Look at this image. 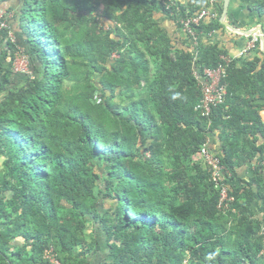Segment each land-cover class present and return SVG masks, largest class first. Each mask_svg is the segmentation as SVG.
Here are the masks:
<instances>
[{"label":"trees","instance_id":"16d2710c","mask_svg":"<svg viewBox=\"0 0 264 264\" xmlns=\"http://www.w3.org/2000/svg\"><path fill=\"white\" fill-rule=\"evenodd\" d=\"M167 1L21 0V39L0 33V264H90L91 251L108 264H264V52L235 57L216 38L176 48L162 17L211 5ZM223 27L217 15L194 29ZM220 63L225 101L204 117L194 71ZM206 142L225 209L194 161Z\"/></svg>","mask_w":264,"mask_h":264},{"label":"built area","instance_id":"2783aa9c","mask_svg":"<svg viewBox=\"0 0 264 264\" xmlns=\"http://www.w3.org/2000/svg\"><path fill=\"white\" fill-rule=\"evenodd\" d=\"M208 1L211 7L201 8L199 11H195L187 16L178 17L176 21L177 25L190 37L194 44L199 42L198 39L200 36H211L213 34V32L201 34L194 29V26H198L202 20L213 19L218 15L214 9L218 0ZM167 3L169 7L174 6L177 3H182V0H168ZM9 23L8 14L0 7V33L6 28L8 29L9 34L12 35ZM259 38L260 35L258 32H254L250 36V41L247 45L240 49L235 57H243L248 51L255 48L257 42L259 43ZM222 59L226 65L232 60L229 56L223 57ZM194 76L198 81L202 94L196 110H199L202 116L207 117L214 109L218 108L225 101L226 89L221 86V81L226 77V68L220 63L216 68H204L202 72L196 70L194 71ZM194 161L203 164V166L209 170L211 173V180L215 184V187L220 190L219 207L223 209L227 208L228 201H231L233 198L228 196L227 185L224 184L223 172L225 167L220 158L210 150L208 142H206L201 147L200 152L195 155ZM51 261L55 262L54 260Z\"/></svg>","mask_w":264,"mask_h":264},{"label":"crops","instance_id":"0c3cea01","mask_svg":"<svg viewBox=\"0 0 264 264\" xmlns=\"http://www.w3.org/2000/svg\"><path fill=\"white\" fill-rule=\"evenodd\" d=\"M190 1L191 0H182V5H187ZM22 4L23 2H21V0H8V2L0 5L8 14V20L10 24L13 26L12 27L13 30H11L12 35L9 34V32L8 35L9 37L12 36L11 37L12 40L16 42L19 41L23 35V32L21 31L20 28V20H19V13ZM216 4L220 6V12L218 13L216 11L217 14L219 15V20H220L224 11V0H218ZM226 20L228 21V23H230V25L240 30L243 31L252 30L254 32H258V34L260 35L258 29L261 28L264 33V0H230L228 4ZM162 25L165 29H167L168 34L172 39V43L175 44L176 48L178 49L183 48L184 41L188 42L186 39H189L193 43L190 37L181 30V28L176 24L175 21L163 19L162 17ZM223 26H224L223 28H220L218 31L214 32L211 36H200L198 41L199 42L204 41V43L208 44L210 38L211 39L216 38L221 43V45L227 49L229 54L235 56L237 55L240 49L244 48L247 45V43L250 41V36L246 35L245 32H240V31H238V33L234 32L224 24ZM5 45L6 44L0 39V56L4 52V49L7 46ZM190 45L194 47L192 44ZM258 46L261 47L260 38H259ZM7 59L9 60L10 58L8 57ZM261 116L264 121V110L261 111ZM211 144L217 145L219 144V142L218 140L215 139L214 142ZM249 166H247L246 169L241 170L240 174H246L247 176L251 175L252 170L249 169ZM99 235L101 234L99 233ZM89 253L91 254L89 257L90 264H108L105 257L101 255V253L95 254L94 251H91ZM262 263H264V254H263Z\"/></svg>","mask_w":264,"mask_h":264},{"label":"water","instance_id":"95a60500","mask_svg":"<svg viewBox=\"0 0 264 264\" xmlns=\"http://www.w3.org/2000/svg\"><path fill=\"white\" fill-rule=\"evenodd\" d=\"M229 1L230 0H224V11H223V14H222L221 19H220L221 20V23L224 24L225 26L229 27V29H231L234 32H237L238 33V31H240V32H245L246 35H252V33L254 31H252V30L243 31V30H240V29H238V28L230 25V23H228V21L226 20V18H227V11H228ZM258 31L260 33L261 49L264 52V33H263V30L261 28H259Z\"/></svg>","mask_w":264,"mask_h":264},{"label":"rangeland","instance_id":"374dc122","mask_svg":"<svg viewBox=\"0 0 264 264\" xmlns=\"http://www.w3.org/2000/svg\"><path fill=\"white\" fill-rule=\"evenodd\" d=\"M19 47H21V46H19ZM21 50L22 49H20L18 51V53L16 54V59H15L14 65H15L16 70H19V71H22V70L27 71V69H28V61L26 60V57H25L24 53L21 52ZM0 170H2V158L1 157H0ZM107 205L108 204H105V206H103V207L102 206H99L100 212H104L106 210V208H107ZM88 254H89V256H88V258H89L91 254L90 253H88ZM56 263H59V262H56Z\"/></svg>","mask_w":264,"mask_h":264},{"label":"clouds","instance_id":"9594fccd","mask_svg":"<svg viewBox=\"0 0 264 264\" xmlns=\"http://www.w3.org/2000/svg\"><path fill=\"white\" fill-rule=\"evenodd\" d=\"M176 24H177V23H176ZM253 33H254V32H253ZM253 33H252V34H253ZM249 36H251V35H249ZM208 143H209V142H208Z\"/></svg>","mask_w":264,"mask_h":264}]
</instances>
